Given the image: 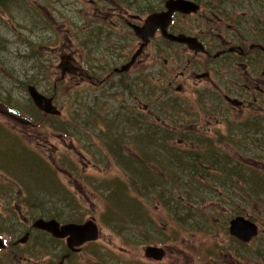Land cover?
<instances>
[{
    "label": "flooded vegetation",
    "instance_id": "af4514ba",
    "mask_svg": "<svg viewBox=\"0 0 264 264\" xmlns=\"http://www.w3.org/2000/svg\"><path fill=\"white\" fill-rule=\"evenodd\" d=\"M87 1L90 8L80 12L82 57L73 51L59 57L80 69L79 75L63 79L70 78L68 95L83 91L85 117L75 116L69 97L72 111L63 118L56 102L59 68L60 77L54 66L39 62L16 73L13 67L7 75L17 78L12 89L21 94L22 104L0 98V239L5 245L0 261L10 264L12 257L16 264H264V254L258 262L253 260L251 243L230 231L234 219L243 216L255 222L264 237V217L260 213V224L249 215L240 176H228L233 168L258 169L257 159L264 155L259 148L264 144V0H190L199 10L174 11L165 29L182 41L166 38L160 28L144 41L134 30L145 26L151 14L165 11V1L150 12L132 10L127 0ZM8 8L0 0V29L17 34L11 9L4 11ZM57 18L64 27L73 25L64 24L62 14ZM199 44L203 51L195 49ZM6 49L0 40V53ZM4 71L0 56V79ZM41 76L56 80L52 94L51 89H41ZM27 80L53 97L61 116L46 114L33 103ZM47 129L56 136L53 147L59 164L54 170L73 176L74 188L79 186L81 192L78 199H70L72 183H61L58 190L70 201L59 212L47 205L51 188L58 187L46 182L52 135ZM241 129H249L251 139L240 136ZM122 137L127 140L120 144ZM145 148L157 149L159 161L150 162ZM180 162L189 171V188L181 191L176 177ZM86 169L116 170L103 181L106 187L125 184L128 199L136 195L132 186L139 185L143 192L142 208L127 211L125 223L112 212L117 221L110 236L101 235L102 221L85 215V205L92 203L83 189ZM36 171L43 178L38 187ZM146 176L154 182L134 183ZM226 181V188L220 185ZM98 190L94 186L100 197ZM183 194L189 195V204L183 203ZM112 196L114 192L107 198ZM41 221L57 222L60 230L92 221L99 234L90 241L71 232L60 237L39 228Z\"/></svg>",
    "mask_w": 264,
    "mask_h": 264
},
{
    "label": "rangeland",
    "instance_id": "374dc122",
    "mask_svg": "<svg viewBox=\"0 0 264 264\" xmlns=\"http://www.w3.org/2000/svg\"><path fill=\"white\" fill-rule=\"evenodd\" d=\"M6 3H8L9 8L11 9L9 12L12 16V21L17 25V34L16 32H10L8 30H4L3 28L0 29V40L4 41L6 44L7 49L0 53V56L4 58L6 63V70L3 73L2 78L0 79V98H8L13 102H18L22 104L20 96L21 94L16 90L13 91L12 86L15 79H10L7 75H9V72H11V68L14 67L13 70L21 71L24 68L27 67L32 68V65L35 63H40L43 67H49L54 66L55 67V74L57 77H60V71L57 70L58 65L60 64V54L65 53L69 54V52H72L78 56L79 59H81L83 54V38H84V28H83V14L80 13L81 10H86V8H90V2L87 0H4ZM76 2L77 4H71L73 2ZM149 7L148 5H145ZM137 7V6H136ZM8 9H4L5 12H7ZM150 12L152 9L147 8ZM50 12V15H49ZM8 13V12H7ZM57 14L63 15L65 17L64 24L65 23H72L71 26H62L60 23V19L58 20ZM144 18V17H143ZM56 19V20H55ZM56 21V22H55ZM21 26V28L19 27ZM21 36V37H18ZM81 49V51H80ZM20 54L24 57V59L17 58L16 54ZM23 53V54H22ZM35 54L37 56H35ZM35 58V60H34ZM18 65V66H15ZM23 66V67H19ZM49 77V75H48ZM42 80V88L43 90H50L51 94L53 93V84H55L56 80L53 78H44L41 76ZM12 82V85L10 83ZM70 81L69 77H66L61 83L58 81V86H60L58 99L56 102H58V105L60 107L61 112L63 113V118L68 114V112L71 113L72 109L69 108L67 104L69 103L68 99L69 97L73 98L74 104L73 108H75L78 118L85 117V101H83V91L80 92L81 89H77L76 92L71 93L68 95V92L66 90L67 86H70L68 83ZM18 82V81H17ZM19 83H17L18 85ZM28 84H34L35 81L27 80L26 85ZM61 84V85H60ZM23 85V81L21 82V86ZM80 92V93H79ZM25 101V100H24ZM14 103V104H15ZM49 126V125H48ZM54 129V128H53ZM53 130L47 129V134L50 136V142H49V148L51 149L50 158H49V165L51 171L50 175L47 179V185L51 186V184L55 182L58 187H52L50 193L48 194V201L47 205L49 208H52L54 212L61 211L62 207L66 204V201L69 200L67 197L61 193L58 188L62 185L61 183L67 184V187H69V183H72V187L68 193V197L70 199H75V197L78 199L81 193L80 187L77 186V188H74V184L76 185L75 178H72L70 174H59L56 170H54V165L59 164V160L57 159V154L55 151V148L53 147L56 144V136L54 135ZM11 153V152H9ZM86 164L83 165V167ZM7 167L11 166V163H8L6 165ZM69 168V166H67ZM42 169V168H41ZM40 170V166H38V171ZM255 173L258 175L264 174V168L263 170L256 169L254 170ZM113 172L117 173L116 170ZM113 172H98L97 170L92 169H86V173L82 174L83 176V189L84 192H88L89 197L92 200V203L85 205V215L90 216L94 215L98 223L101 222V235L103 236H110L112 235V227L114 223L117 221L114 217V212L117 214L120 218L125 217V212L127 211V202L124 201L125 196V190L126 186L123 184V186H119L123 188V195L122 196L118 189V187L113 184L112 187H106V182L103 180L106 179V177L111 176ZM242 173L244 174H250V169L243 166ZM113 176V175H112ZM111 176V177H112ZM110 177V179H111ZM51 179V182H50ZM79 181V180H77ZM103 181V182H102ZM34 183L35 187H38L40 184H43V178L37 174V171L35 173L34 177ZM241 184H242V193L245 197V200L248 205H246L247 210L250 212V216L252 215L260 224H262V212L260 208H258L255 205V202L248 197V191L249 186L245 176H241ZM94 186H99V195H97L96 192H94ZM42 187V186H41ZM39 189H43L42 188ZM113 188V189H112ZM110 191V192H109ZM114 192L115 196L107 198V195L110 196ZM42 194V198L44 194ZM108 193V194H107ZM119 194V195H118ZM66 195V194H65ZM70 201V200H69ZM43 202V201H41ZM44 205V204H42ZM131 211V210H130ZM261 213V214H260ZM155 216V214H154ZM123 220V219H120ZM127 218H125L124 222ZM120 224L119 222L117 223ZM262 227V226H261ZM111 230V231H110ZM263 230V227H262ZM263 238H259L256 240L254 244L249 248V254H251V257H253L255 260L259 259V248L261 245H263ZM6 255V254H5ZM10 264H16L17 262L12 259V257H9ZM7 259L0 261V264H6ZM252 264H256L253 262Z\"/></svg>",
    "mask_w": 264,
    "mask_h": 264
},
{
    "label": "water",
    "instance_id": "95a60500",
    "mask_svg": "<svg viewBox=\"0 0 264 264\" xmlns=\"http://www.w3.org/2000/svg\"><path fill=\"white\" fill-rule=\"evenodd\" d=\"M166 5L169 11L164 12L162 14L151 15L147 20L146 26L144 28H141L139 31H137V35L139 38H141L144 41H149L148 39L154 35V33L156 32V30H158V28L163 29L164 34L166 36V31H165L166 26L169 24L173 11L175 10L184 11L186 9L189 12H196L199 10V6L197 4H194L186 0H168ZM167 36L169 38L182 41L181 38L172 37L169 35ZM195 49L203 51L200 44ZM136 57L133 58V61L136 59ZM130 65L131 63H129V66ZM60 68L63 70V75H65L66 73H70V74L75 73V70L73 69V67H71L70 63L67 61H63L60 65ZM28 92L30 93L31 98L33 99L34 103H36L39 109L43 110L47 114H54V115L61 114L53 105L52 98L51 99L47 98L42 93L37 91L33 86H29ZM37 226L41 229L44 230L46 229L50 232H53L56 236H60V237H65L68 235V233L71 232L72 234L78 236L81 235L82 240L90 241L91 239H96L98 236L97 226L92 221L79 226L70 224L68 226L62 227L61 230L58 228L59 224L57 222L41 221L37 224ZM231 232L239 240L241 239L244 242H250L252 238L258 235L257 226L254 223L247 221L242 217L235 219V221L232 223ZM75 240L78 241L77 243H80L81 241L77 239ZM2 246L3 244L2 242H0V248Z\"/></svg>",
    "mask_w": 264,
    "mask_h": 264
},
{
    "label": "bare ground",
    "instance_id": "6f19581e",
    "mask_svg": "<svg viewBox=\"0 0 264 264\" xmlns=\"http://www.w3.org/2000/svg\"><path fill=\"white\" fill-rule=\"evenodd\" d=\"M127 1H128L129 6L132 7V10L137 9L139 11L142 8H144V9L145 8H149V9L151 8L152 10L157 11L158 9H161L162 4L166 0H127ZM71 4L73 5V4H77V3L74 1ZM144 4L148 5L149 7L144 6ZM156 13H161V12H156ZM141 27H144V26H141ZM238 134L240 136L244 137V138L251 139V135H250L249 129H241V131ZM125 140H127V137H122L119 140V143L121 144ZM259 148L264 150V144H263L262 147H259ZM248 149H250V148H248ZM143 154L146 155L147 158L149 159V161L152 162V163L153 162H157L160 159V155L158 154L157 149L155 150V149H151V148H145V150H143ZM257 161L260 162L258 170H260V169L263 170V168H264V155L258 157ZM176 169H177L176 170V177L179 178V182L189 188L188 180L186 179V177H187L186 174H187V172H189L188 168H187V165H185L182 162H180L176 166ZM248 169H250V168H248ZM254 170H256V169H254ZM254 170L250 169V174L248 175V174L242 173L238 168L237 169L233 168V169H231V171H230L228 176L229 177L240 176L239 177L240 180H241V176H245L248 185H250L249 186V191H248V197H250L255 202L254 206H257L258 208H260V210L262 212V215L264 217V179L258 178L257 177L258 174L255 173ZM134 171H135V176L137 178H139L140 168L135 166ZM262 175H264V174H262ZM31 178H29V179L31 180ZM135 182H137V183L154 182V178H152L151 176H146V179L136 180V181H134V183ZM220 185L224 186L226 188L227 187L226 186L227 185V181L226 182H221ZM117 187H118V189L120 191L119 194H121L123 196L122 188L119 187V186H117ZM184 189L185 188L182 185L179 187L180 191L184 190ZM243 197H244V195H243ZM244 200H245V197H244ZM232 201H234L236 204L238 203V200H236V199H232ZM248 204L249 203H247L246 200H245V206L248 205Z\"/></svg>",
    "mask_w": 264,
    "mask_h": 264
},
{
    "label": "trees",
    "instance_id": "16d2710c",
    "mask_svg": "<svg viewBox=\"0 0 264 264\" xmlns=\"http://www.w3.org/2000/svg\"><path fill=\"white\" fill-rule=\"evenodd\" d=\"M257 177L258 178H262V179H264V175H262V174H260V175H257ZM183 186L185 189H188V187L187 186H185V185H183V184H181L180 183V186ZM126 186H124L123 188H125ZM123 188H122V190H123ZM132 188V190H133V194H136L135 196H134V198L133 199H128L127 198V194H128V192H130L129 190H127V187H126V192H125V196L124 197H126V199L124 198V201L125 200H127V202H128V204H127V211L129 212L130 210H136V209H140V208H142V206H141V204H140V195L143 193L140 189H139V185H135V186H132L131 187ZM182 198H185V199H187L185 202H183V203H186V204H189L190 203V197H189V195H187V194H183L182 195ZM254 202V201H253ZM126 211V212H127ZM125 212V213H126ZM128 217V214L126 213L125 214V217L124 218H120V219H125V218H127ZM263 242H264V240H263ZM264 246H263V248H259V251H258V254H259V256L261 257L264 253Z\"/></svg>",
    "mask_w": 264,
    "mask_h": 264
}]
</instances>
